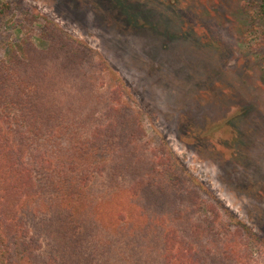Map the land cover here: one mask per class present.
Masks as SVG:
<instances>
[{
    "label": "rangeland",
    "instance_id": "rangeland-1",
    "mask_svg": "<svg viewBox=\"0 0 264 264\" xmlns=\"http://www.w3.org/2000/svg\"><path fill=\"white\" fill-rule=\"evenodd\" d=\"M3 2L10 8L0 14V56L13 40L36 65L67 44L89 48L92 59L73 76L98 79L95 94L123 101L145 135L147 157H169L173 174L217 209L210 240L226 236L229 258L264 264V0ZM105 178L91 183L87 197L108 193ZM113 197L99 223L86 218L78 231L88 254L79 264H123L127 255L133 263L142 255L143 244L113 233L118 214L131 219L126 193ZM41 215L44 226L40 219L31 226L38 264L54 246L55 215ZM149 243L153 252L144 255L153 262L146 264H159L160 240Z\"/></svg>",
    "mask_w": 264,
    "mask_h": 264
},
{
    "label": "trees",
    "instance_id": "trees-1",
    "mask_svg": "<svg viewBox=\"0 0 264 264\" xmlns=\"http://www.w3.org/2000/svg\"><path fill=\"white\" fill-rule=\"evenodd\" d=\"M9 8L0 3V14ZM11 24L16 29L20 22ZM67 45L53 53V63L50 56L39 65L21 58L25 52L15 40L0 56V264H38L32 259L41 244L31 226L39 219L44 226L41 214L49 210L53 253L41 264H79L88 255L78 233L84 220L99 223L96 215L121 193L131 219L118 214L113 233L150 252L149 240H160L159 264H247L242 255L228 257L226 236L210 240L221 215L207 207L199 188L173 174L169 157H147L145 135L129 107L95 94L98 79L73 76L92 59L91 50ZM103 176L108 193L87 197ZM144 251L131 263L153 262ZM123 258L131 264L129 255Z\"/></svg>",
    "mask_w": 264,
    "mask_h": 264
}]
</instances>
